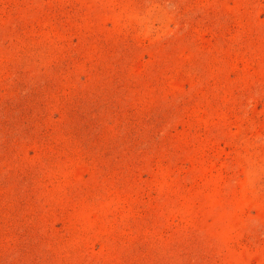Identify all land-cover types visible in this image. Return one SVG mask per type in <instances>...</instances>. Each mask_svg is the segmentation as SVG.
Masks as SVG:
<instances>
[{
	"label": "rangeland",
	"instance_id": "obj_1",
	"mask_svg": "<svg viewBox=\"0 0 264 264\" xmlns=\"http://www.w3.org/2000/svg\"><path fill=\"white\" fill-rule=\"evenodd\" d=\"M0 264H264V0H0Z\"/></svg>",
	"mask_w": 264,
	"mask_h": 264
}]
</instances>
